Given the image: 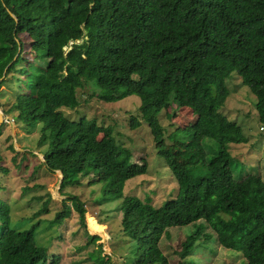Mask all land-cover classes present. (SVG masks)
Here are the masks:
<instances>
[{"label": "trees", "instance_id": "trees-1", "mask_svg": "<svg viewBox=\"0 0 264 264\" xmlns=\"http://www.w3.org/2000/svg\"><path fill=\"white\" fill-rule=\"evenodd\" d=\"M0 37L6 43L1 82L8 73L21 81L10 108L2 110L40 124L38 143L47 142L42 162L62 174L65 197L51 221L75 210L86 229V203L66 185L99 171L104 197L122 200L121 229L135 240L138 263L168 264L161 237H170L169 227L191 224L174 249L176 264L213 234L231 254L240 253L243 264H264V179L231 165V146L246 143L252 131L222 110L232 93L228 80L237 74L255 96L264 133V0H0ZM89 82L95 85L89 99L139 97L140 116L131 115L130 125L148 123L155 150L177 183L176 194L160 205L123 195L136 170L120 159L112 124L85 115L71 119L62 111L80 103L78 89ZM180 107L196 116L170 131L168 142L159 114L172 116ZM9 147L15 150L12 142ZM2 158L0 151V169L6 170ZM45 209L46 202L38 211ZM10 219V205L0 198V264H66L36 244L39 220L17 230ZM99 238L90 233L88 241Z\"/></svg>", "mask_w": 264, "mask_h": 264}, {"label": "rangeland", "instance_id": "rangeland-1", "mask_svg": "<svg viewBox=\"0 0 264 264\" xmlns=\"http://www.w3.org/2000/svg\"><path fill=\"white\" fill-rule=\"evenodd\" d=\"M5 47L6 43L0 37V53ZM27 48L29 49V45ZM28 49L24 55L31 58L32 54ZM23 62L19 61L16 66ZM13 71L16 76H23L21 72ZM2 78L3 76L0 78V108L9 109L21 81L10 73L4 78L5 81L1 82ZM228 83L232 93L222 110L237 117L239 122H244L248 134L252 131L246 143L231 146L235 155L231 162L232 168H238L241 174L253 171L261 173L264 179V133L260 132L262 129L252 103L255 96L237 74L229 78ZM92 87L95 88L94 83L89 82L78 89L80 103L75 108L61 109L71 119L78 120L85 115L96 118L99 123L113 125L117 149L123 154L120 159L131 161L136 170V174L126 180L123 195H138L156 206L165 198L175 195L176 180L155 150L148 123L140 119L136 127L130 125L131 115L140 116L139 97L132 94L110 101H103L95 96L89 99L87 96ZM248 109L251 114H246ZM16 114L14 109L4 113V125L0 129V151L3 165L6 167V170L0 169V198L10 205L11 227L22 230L39 220L34 229L36 244L45 246L49 256L59 255L60 261L66 264H142L137 262L138 249L135 240L129 238L121 229L122 200L104 197L101 191V180L104 178H99V171L89 172L82 178L81 184L66 185L68 191L77 193L86 203L87 230L79 223V215L75 210L62 221H51L55 211L62 208V198L65 197L59 191L61 173L59 169L51 170L42 162V152L47 142L38 143L40 124H26L19 120ZM195 116L196 113L189 107L178 108L172 116L161 111L159 119L166 128L165 140L171 142L167 134L174 128L186 126ZM101 134L100 132L97 136L100 137ZM11 142L18 153L9 147ZM207 147L209 153L216 148L215 145V148L211 145ZM45 202L46 209L39 212ZM190 226L191 224L169 227L170 237H161L159 245L168 257V264L177 263L178 255L174 249L179 247ZM205 230L213 232L208 225ZM90 233L98 234L100 238L88 241ZM99 242L102 243L101 249ZM107 256L110 260L106 263L104 259ZM243 261L240 253L231 254L213 234L207 243L194 247L184 264H243Z\"/></svg>", "mask_w": 264, "mask_h": 264}, {"label": "water", "instance_id": "water-1", "mask_svg": "<svg viewBox=\"0 0 264 264\" xmlns=\"http://www.w3.org/2000/svg\"><path fill=\"white\" fill-rule=\"evenodd\" d=\"M1 78V77H0ZM3 110L0 108V123L2 122V119H3Z\"/></svg>", "mask_w": 264, "mask_h": 264}, {"label": "crops", "instance_id": "crops-1", "mask_svg": "<svg viewBox=\"0 0 264 264\" xmlns=\"http://www.w3.org/2000/svg\"><path fill=\"white\" fill-rule=\"evenodd\" d=\"M88 217V216H87ZM98 222H99V220H98ZM100 222H102V221H100ZM103 224V223H102ZM103 225H105V224H103Z\"/></svg>", "mask_w": 264, "mask_h": 264}, {"label": "clouds", "instance_id": "clouds-1", "mask_svg": "<svg viewBox=\"0 0 264 264\" xmlns=\"http://www.w3.org/2000/svg\"><path fill=\"white\" fill-rule=\"evenodd\" d=\"M61 176H62V174H61ZM101 224V223H100Z\"/></svg>", "mask_w": 264, "mask_h": 264}]
</instances>
